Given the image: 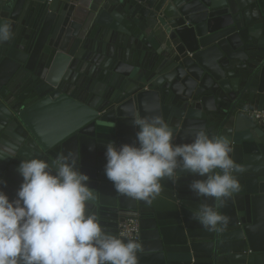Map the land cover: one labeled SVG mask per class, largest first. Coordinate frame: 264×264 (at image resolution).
Instances as JSON below:
<instances>
[{
    "label": "water",
    "instance_id": "obj_1",
    "mask_svg": "<svg viewBox=\"0 0 264 264\" xmlns=\"http://www.w3.org/2000/svg\"><path fill=\"white\" fill-rule=\"evenodd\" d=\"M12 38L0 44V190L14 199L21 159L62 153L90 177L86 211L118 234L138 221V264H264V0H0ZM133 112L162 116L175 143L224 136L244 167L223 203L181 171L151 204L116 192L105 145L133 143ZM114 127H108L109 123ZM12 145H9V144ZM204 204L228 218L196 219Z\"/></svg>",
    "mask_w": 264,
    "mask_h": 264
},
{
    "label": "clouds",
    "instance_id": "obj_2",
    "mask_svg": "<svg viewBox=\"0 0 264 264\" xmlns=\"http://www.w3.org/2000/svg\"><path fill=\"white\" fill-rule=\"evenodd\" d=\"M12 36L11 23L0 21V44ZM131 118L135 142L105 145L104 174L116 192L151 204L162 180L174 181L181 171L200 177L189 184L197 196L223 203L239 191L236 173L245 169L231 156L226 137L210 136L199 127L191 142L178 144L162 116L133 112ZM6 156L12 155L0 151V159ZM18 172L22 182L15 198L0 190V264H138L142 245L126 238L128 233L105 231L86 211L94 192L71 153L52 162L37 156L21 159ZM194 215L209 231H221L228 223L208 204Z\"/></svg>",
    "mask_w": 264,
    "mask_h": 264
},
{
    "label": "built area",
    "instance_id": "obj_3",
    "mask_svg": "<svg viewBox=\"0 0 264 264\" xmlns=\"http://www.w3.org/2000/svg\"><path fill=\"white\" fill-rule=\"evenodd\" d=\"M249 114L254 119V121H256L260 126L264 127V110L254 109ZM120 233H128L126 238L136 239L139 235L138 221L133 218L125 219L119 224L118 234Z\"/></svg>",
    "mask_w": 264,
    "mask_h": 264
},
{
    "label": "crops",
    "instance_id": "obj_4",
    "mask_svg": "<svg viewBox=\"0 0 264 264\" xmlns=\"http://www.w3.org/2000/svg\"><path fill=\"white\" fill-rule=\"evenodd\" d=\"M249 117L254 121V119L250 116V114H249ZM255 123H257L256 121H255ZM258 124V123H257ZM259 125V124H258ZM260 126V125H259ZM262 127V126H261ZM264 128V127H263Z\"/></svg>",
    "mask_w": 264,
    "mask_h": 264
},
{
    "label": "flooded vegetation",
    "instance_id": "obj_5",
    "mask_svg": "<svg viewBox=\"0 0 264 264\" xmlns=\"http://www.w3.org/2000/svg\"><path fill=\"white\" fill-rule=\"evenodd\" d=\"M9 144V143H8ZM9 145H12V144H9Z\"/></svg>",
    "mask_w": 264,
    "mask_h": 264
}]
</instances>
